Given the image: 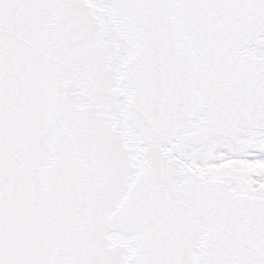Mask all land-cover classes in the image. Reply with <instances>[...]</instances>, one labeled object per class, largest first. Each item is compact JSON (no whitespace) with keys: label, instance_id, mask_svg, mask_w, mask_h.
<instances>
[{"label":"snow or ice","instance_id":"6c2138e0","mask_svg":"<svg viewBox=\"0 0 264 264\" xmlns=\"http://www.w3.org/2000/svg\"><path fill=\"white\" fill-rule=\"evenodd\" d=\"M0 264H264V0H0Z\"/></svg>","mask_w":264,"mask_h":264}]
</instances>
